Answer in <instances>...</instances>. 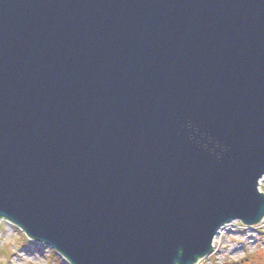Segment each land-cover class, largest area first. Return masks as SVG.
I'll return each mask as SVG.
<instances>
[{"label":"water","instance_id":"obj_1","mask_svg":"<svg viewBox=\"0 0 264 264\" xmlns=\"http://www.w3.org/2000/svg\"><path fill=\"white\" fill-rule=\"evenodd\" d=\"M264 0H0V223L70 264H196L264 220Z\"/></svg>","mask_w":264,"mask_h":264},{"label":"rangeland","instance_id":"obj_2","mask_svg":"<svg viewBox=\"0 0 264 264\" xmlns=\"http://www.w3.org/2000/svg\"><path fill=\"white\" fill-rule=\"evenodd\" d=\"M259 191L264 194V176ZM221 230L212 253L198 264H264V221L254 226L233 221ZM57 255L52 247L29 242L15 225L0 223V264H70Z\"/></svg>","mask_w":264,"mask_h":264},{"label":"bare ground","instance_id":"obj_3","mask_svg":"<svg viewBox=\"0 0 264 264\" xmlns=\"http://www.w3.org/2000/svg\"><path fill=\"white\" fill-rule=\"evenodd\" d=\"M3 220H5V219H3ZM264 220H262L260 223H262ZM2 222V221H1ZM260 223H258V224H260ZM222 229V228H221ZM220 229V230H221ZM21 232H22V235H26L25 234V232L23 231V230H20ZM222 231V230H221ZM221 234V232L219 231L218 232V235H220ZM27 238V240L29 241V242H32V243H35L33 240H31L28 236L26 237ZM40 245H45V246H48V245H46V244H42V243H40ZM50 247V246H49ZM53 251H55L54 249H53ZM56 252V251H55ZM212 253V251L206 256V257H208L210 254ZM59 254V253H58ZM57 256H61L60 254L59 255H57ZM62 258H64L63 256H61ZM206 257H204V258H202V259H199L198 260V262L196 263V264H198V263H200L201 262V260H203V259H205ZM65 259V258H64ZM66 260V259H65ZM67 261V260H66ZM68 262V261H67Z\"/></svg>","mask_w":264,"mask_h":264}]
</instances>
